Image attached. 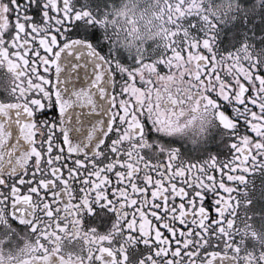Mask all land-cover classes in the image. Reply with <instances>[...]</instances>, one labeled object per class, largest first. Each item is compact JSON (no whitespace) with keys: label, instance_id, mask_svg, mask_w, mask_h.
Instances as JSON below:
<instances>
[{"label":"snow or ice","instance_id":"snow-or-ice-1","mask_svg":"<svg viewBox=\"0 0 264 264\" xmlns=\"http://www.w3.org/2000/svg\"><path fill=\"white\" fill-rule=\"evenodd\" d=\"M0 264H264V0H0Z\"/></svg>","mask_w":264,"mask_h":264}]
</instances>
